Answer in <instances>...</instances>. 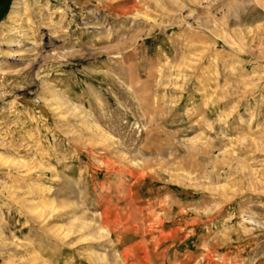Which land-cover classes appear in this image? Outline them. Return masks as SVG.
I'll use <instances>...</instances> for the list:
<instances>
[{"label":"rangeland","instance_id":"rangeland-1","mask_svg":"<svg viewBox=\"0 0 264 264\" xmlns=\"http://www.w3.org/2000/svg\"><path fill=\"white\" fill-rule=\"evenodd\" d=\"M250 192L264 0H0V264H264Z\"/></svg>","mask_w":264,"mask_h":264},{"label":"bare ground","instance_id":"bare-ground-1","mask_svg":"<svg viewBox=\"0 0 264 264\" xmlns=\"http://www.w3.org/2000/svg\"><path fill=\"white\" fill-rule=\"evenodd\" d=\"M261 194H263V193H261V192H256V193H251L250 192V195L249 194H247V197H245V199H242V202H241V206L242 207H247L246 205H248V201H247V198L248 199H251L252 198V196L254 197V198H257V199H262V195ZM264 195V194H263ZM245 196H246V194H245ZM260 202V201H259ZM250 204V203H249ZM262 205H263V203H261ZM241 208V207H240ZM254 208H257L256 206L254 207ZM242 211V210H241ZM245 211V210H244ZM245 213H246V211H245ZM254 214V213H253ZM246 226V225H245ZM257 231H259V230H257ZM253 233V232H252ZM256 235V234H255ZM254 235V236H255ZM258 237H259V235H258ZM254 240H256V238L255 237H253L252 238V240H247L246 242H245V245H243L244 247H243V252H245L246 251V249H247V247H248V244L250 243L251 245H253V243H251L252 241H254ZM263 245V244H262ZM152 261V260H151ZM246 263V262H245ZM151 264V263H150Z\"/></svg>","mask_w":264,"mask_h":264},{"label":"built area","instance_id":"built-area-1","mask_svg":"<svg viewBox=\"0 0 264 264\" xmlns=\"http://www.w3.org/2000/svg\"><path fill=\"white\" fill-rule=\"evenodd\" d=\"M36 101H38V99H36Z\"/></svg>","mask_w":264,"mask_h":264}]
</instances>
